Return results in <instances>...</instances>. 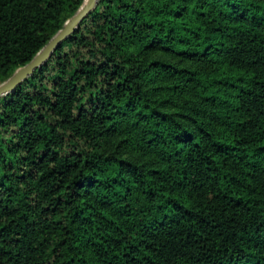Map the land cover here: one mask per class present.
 I'll use <instances>...</instances> for the list:
<instances>
[{
  "label": "trees",
  "instance_id": "trees-1",
  "mask_svg": "<svg viewBox=\"0 0 264 264\" xmlns=\"http://www.w3.org/2000/svg\"><path fill=\"white\" fill-rule=\"evenodd\" d=\"M84 0H0V83ZM0 264H264V0H99L0 98Z\"/></svg>",
  "mask_w": 264,
  "mask_h": 264
},
{
  "label": "water",
  "instance_id": "water-1",
  "mask_svg": "<svg viewBox=\"0 0 264 264\" xmlns=\"http://www.w3.org/2000/svg\"><path fill=\"white\" fill-rule=\"evenodd\" d=\"M98 2L99 0H84L78 11L65 22L64 26L53 35L29 62L18 67L10 77L0 83V98L13 91L23 80L32 75L38 67L42 66L60 44L75 32L81 22L96 8Z\"/></svg>",
  "mask_w": 264,
  "mask_h": 264
}]
</instances>
